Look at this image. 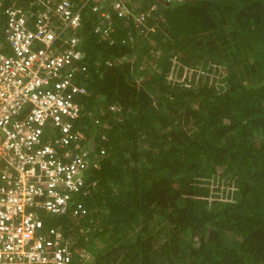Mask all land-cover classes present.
<instances>
[{"label": "trees", "instance_id": "obj_1", "mask_svg": "<svg viewBox=\"0 0 264 264\" xmlns=\"http://www.w3.org/2000/svg\"><path fill=\"white\" fill-rule=\"evenodd\" d=\"M158 1L142 30L78 31V122L105 151L78 195L86 264H264V0Z\"/></svg>", "mask_w": 264, "mask_h": 264}, {"label": "built area", "instance_id": "obj_2", "mask_svg": "<svg viewBox=\"0 0 264 264\" xmlns=\"http://www.w3.org/2000/svg\"><path fill=\"white\" fill-rule=\"evenodd\" d=\"M0 0V264H86L78 245L85 223L78 196L86 171L105 152L81 129L86 88L83 15L94 14V32L110 38L115 14L145 26L149 10L127 0H29L22 8ZM178 2V0H164ZM5 6V7H3ZM92 13V14H91ZM142 29V28H141ZM78 122V123H77ZM100 123L98 117L94 119ZM103 125V124H102ZM67 215L73 236L53 217ZM90 218H88L89 220Z\"/></svg>", "mask_w": 264, "mask_h": 264}, {"label": "rangeland", "instance_id": "obj_3", "mask_svg": "<svg viewBox=\"0 0 264 264\" xmlns=\"http://www.w3.org/2000/svg\"><path fill=\"white\" fill-rule=\"evenodd\" d=\"M127 2L133 7L150 8V6L152 4H157L159 7H161V4H160V2L158 0H127ZM177 67H178V63L177 62H173L172 66H171V68L169 69V72H168L169 73L168 78H174L175 79L176 77H178V69H177ZM81 219H82V217H81ZM73 234H74L73 230H71V233L69 234V237H72ZM91 238H93V237L85 238V240L87 242H89ZM83 240L84 239H79V242H78L79 246H84L85 245V243H84L85 241L83 242ZM86 248L89 249V250L91 249L88 245H87Z\"/></svg>", "mask_w": 264, "mask_h": 264}, {"label": "clouds", "instance_id": "obj_4", "mask_svg": "<svg viewBox=\"0 0 264 264\" xmlns=\"http://www.w3.org/2000/svg\"><path fill=\"white\" fill-rule=\"evenodd\" d=\"M160 1L165 2L164 0H160ZM166 2H167V1H166ZM129 5H130V4H129ZM152 5H153V4H152ZM152 5H151V6H152ZM154 5H156V8H155L152 12L159 11V12L162 14V12L159 10L160 7H159L157 4H154ZM151 6H150V7H151ZM130 7L133 8V11H134V12H135V11H138V10H149V9H150V8H145V7H141V8H140V7H133V6H131V5H130ZM149 16H150V15H149ZM149 16H148V17H149ZM129 17L133 18L132 16H129ZM148 17H147L146 20H145V26L148 25V24H147V23H148V19H149ZM133 19H134V18H133ZM134 21H135V20H134ZM135 25H136V27H137L138 29H140V30L144 29V28H143L144 26H141V27H140L139 25L136 24V21H135ZM147 27H148V26H147ZM141 28H142V29H141Z\"/></svg>", "mask_w": 264, "mask_h": 264}, {"label": "crops", "instance_id": "obj_5", "mask_svg": "<svg viewBox=\"0 0 264 264\" xmlns=\"http://www.w3.org/2000/svg\"><path fill=\"white\" fill-rule=\"evenodd\" d=\"M116 22V21H115Z\"/></svg>", "mask_w": 264, "mask_h": 264}]
</instances>
